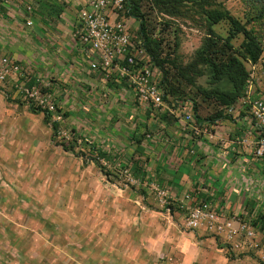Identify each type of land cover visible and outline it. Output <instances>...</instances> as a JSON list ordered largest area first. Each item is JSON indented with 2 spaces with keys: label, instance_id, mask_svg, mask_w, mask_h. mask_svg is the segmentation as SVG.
Returning a JSON list of instances; mask_svg holds the SVG:
<instances>
[{
  "label": "crops",
  "instance_id": "0c3cea01",
  "mask_svg": "<svg viewBox=\"0 0 264 264\" xmlns=\"http://www.w3.org/2000/svg\"><path fill=\"white\" fill-rule=\"evenodd\" d=\"M83 3L0 0V57L8 56L21 70L0 83V264H258L246 247L222 245L183 224L191 206L208 203L264 238V159L254 155L257 135L244 108L237 104L227 113L228 106L218 118L206 121L211 112L186 124L187 103H163L158 110L139 105L124 80H105L89 68L97 57L73 37ZM110 19H122L135 34L134 18ZM257 77L254 95L264 91L259 72ZM16 84L46 87L75 139L85 136L82 147L55 152L76 164L79 183L63 186L67 199H54L53 205L32 196L27 186L12 184V126L25 128L28 141L52 138L43 116L19 101ZM93 151L102 154L98 163L109 174L124 172L125 187L96 183L98 168L88 160L96 156ZM87 174L93 181H85ZM151 184L167 190L166 205L149 197ZM86 185L88 198L71 196ZM42 205L51 206L44 213L49 218L37 208ZM50 212L55 227L48 225Z\"/></svg>",
  "mask_w": 264,
  "mask_h": 264
},
{
  "label": "rangeland",
  "instance_id": "374dc122",
  "mask_svg": "<svg viewBox=\"0 0 264 264\" xmlns=\"http://www.w3.org/2000/svg\"><path fill=\"white\" fill-rule=\"evenodd\" d=\"M133 1L136 2L139 13L142 14L144 18L148 19L147 26L154 28L153 35L150 36V39L155 40V43L159 44L158 58L166 62L162 65L164 75H162L163 72L160 71V69L155 67L157 81L160 82L162 77H165V80H167L173 88H177L178 91L181 92L179 95L180 98L178 99L181 101L180 103L184 101L189 108H191L189 100H194L196 104L195 111L199 118H206L214 109H217L213 102V98L210 100H203L202 96L197 92V89L209 90V88H211L204 66L198 64L195 57L196 52L208 37L207 29H209L216 38L224 39L230 34L231 29H233L230 22L232 19L234 23L242 25L246 30L252 28V35H256L260 42V51L264 47V18L255 22L248 21L249 16L246 4L240 0H203L204 5L201 7L187 3L178 5L173 2L169 3V1L172 0ZM205 12L223 13L230 20L225 17L216 24L208 25ZM135 24H137V22ZM134 36L136 37V34ZM135 41L139 42L137 37ZM242 42L243 36L241 33L235 35L230 40L231 51L235 54H242V48L240 47ZM241 62L247 74V62L250 61L242 60ZM0 85L2 86V84ZM39 90L43 92L47 90V88L44 87ZM17 96H19V94H17ZM19 101L22 102L21 100ZM171 102H173L172 99L167 97L165 104H170ZM55 103L58 107V103L56 101ZM63 120L64 118L62 117L58 131H63L68 136L67 141L57 140L56 136L50 137L48 142L46 141L47 137H45L44 141L41 143L34 138L28 141L24 139L25 128L21 127L19 130L17 127L12 126V140H14V142H12V184L27 186L32 196L42 201H44L45 198L51 205H53L54 199H60L61 201L64 198L65 200L67 199L69 191L63 188V186H72L76 182L79 183L78 174L73 173V166L76 164H72L69 160L61 158V156L57 155L55 152L61 150L60 145L67 146L69 150L71 147H73V149L79 146L82 147L81 139L85 136L79 134V139H76L74 143L73 140L77 136L70 131L68 126L64 125ZM32 132L33 130L31 128L27 131L26 135H31ZM100 164L106 166L102 162H100ZM111 174L108 179H106L97 171L96 183H115L122 187L126 186L123 172H113ZM85 181H93L92 175L89 180L87 174L85 176ZM2 182L1 179L0 183L2 184ZM77 186H79V184H77ZM88 188V185H86L84 190L75 191L73 193L71 191V196L73 198H88ZM12 196L14 197L13 192ZM50 207L42 205L37 208L42 212L44 218H49V215H45L44 213H46L47 209H51ZM53 207L55 208V206ZM50 214H53V216H51L53 222H48V225L55 227V212H50ZM33 242L34 244L38 243L39 239L34 238Z\"/></svg>",
  "mask_w": 264,
  "mask_h": 264
},
{
  "label": "built area",
  "instance_id": "2783aa9c",
  "mask_svg": "<svg viewBox=\"0 0 264 264\" xmlns=\"http://www.w3.org/2000/svg\"><path fill=\"white\" fill-rule=\"evenodd\" d=\"M83 1V7L76 15L73 37L84 52L97 57V61L91 63L89 68L97 70L105 80L111 75H114L113 78L116 80H124L139 105L147 109L158 110L162 107L163 100L158 86L159 82L155 76V68H151L150 60L139 47V43L135 41V34L130 32L123 20L113 22L110 19V15L120 14L124 17L127 14L125 7L127 0ZM25 11L29 13L30 8L27 7ZM24 25L27 28L31 27V19H27ZM247 67L242 94L235 105H230L226 112L231 113L237 104L244 108L257 135L254 155L264 159V91L259 95H254L258 72L264 80V47L258 60L255 63L247 62ZM12 75H21L19 66L8 56H1L0 83L9 82ZM14 88L27 107L36 108L40 114H49L52 122L61 121V111L49 91L41 92L35 87L18 84ZM180 109H184L183 106ZM190 111L183 116L186 124L193 123ZM209 125L211 128L212 124ZM206 128L205 126V131ZM56 139L67 141L68 136L63 131H58ZM147 188L152 198L162 205L167 204L169 200L167 190L154 184L148 185ZM183 224L189 231L203 230L222 245L237 249L246 247L253 252L258 264H264V238L257 239L249 224L217 213L210 208L208 203L191 206L183 217Z\"/></svg>",
  "mask_w": 264,
  "mask_h": 264
},
{
  "label": "trees",
  "instance_id": "16d2710c",
  "mask_svg": "<svg viewBox=\"0 0 264 264\" xmlns=\"http://www.w3.org/2000/svg\"><path fill=\"white\" fill-rule=\"evenodd\" d=\"M155 1V0H153ZM157 1V0H156ZM246 4L249 20L248 21H259L264 18V0H240ZM174 3L176 5L187 3L192 5H198V7L203 6V0H172L169 3ZM127 10V17H132L137 21V30L135 32L138 39L139 47L143 49L146 57L150 60L151 68L157 67L160 71L163 72L162 65L166 62L159 59L158 48L159 44L155 43V40L150 39V36L153 35L154 28L148 27V19L144 18L142 14L139 13L138 6L133 0H127L125 3ZM163 8V7H162ZM205 17L208 22V25L216 24L219 20L224 19L225 17L230 20L225 14L218 12H205ZM233 29H231L230 34L224 38H216L213 33L207 29L208 37L202 43V46L198 49L195 54L196 62L204 66L205 72L208 77V83L211 86L209 90L197 89V92L202 96L203 100H210L213 98V102L217 109L211 113V117L205 119L206 121H211L214 118L221 116V111L223 108L228 107L236 102L242 94L243 82L246 77V72L244 70L242 60H249L251 63H255L261 53L259 49L260 42L256 35H252L253 29L250 28L246 30L242 25L234 23L230 20ZM241 33L243 36V42L241 44L242 54H235L231 51L230 40ZM164 75V72L163 74ZM159 89L162 93L163 103L166 102L167 97L171 98L174 102H181L178 100L180 98L181 92L177 88H173L165 77H162L161 81L158 83ZM202 100V101H203ZM191 104V113L192 120L194 123H198L201 118L196 114L195 108L196 104L194 100L190 99ZM184 103V101H182ZM28 111L31 113L40 112L32 107L28 106ZM62 117H64V114ZM44 121L48 122L51 127L52 137L56 136L58 132V123L52 122L50 115L42 113ZM210 123V122H208ZM76 142V139L73 140ZM61 149L64 151H71L73 147L69 148L67 146L60 145ZM94 152V151H93ZM96 156H88V160L94 163L98 171L106 179L109 177V172L101 166L98 161L99 157H102L98 151H95ZM261 223V222H260ZM255 223L251 222V225ZM263 224V223H262Z\"/></svg>",
  "mask_w": 264,
  "mask_h": 264
}]
</instances>
